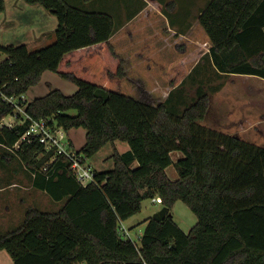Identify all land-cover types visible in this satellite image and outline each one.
<instances>
[{"label": "trees", "instance_id": "16d2710c", "mask_svg": "<svg viewBox=\"0 0 264 264\" xmlns=\"http://www.w3.org/2000/svg\"><path fill=\"white\" fill-rule=\"evenodd\" d=\"M26 1L57 16L56 40L33 50L0 43V146L16 154L0 157L17 156L36 188L65 202L57 211L30 207L21 226L0 235V251L14 264H264V143L205 123L212 101L202 80L194 101L185 103L181 93L193 70L189 75L181 59L166 70L171 87L182 84L181 97L173 89L159 102L122 92L126 60L111 42L119 29L111 14L66 0ZM197 19L210 41L209 68L264 78V0H210ZM45 71L74 82L77 91L49 84L47 94L28 101L25 94ZM9 115L14 125L4 123ZM26 115L67 132L84 128L78 153L88 161L117 140L130 148L115 149L113 168L95 169L97 181L83 184L69 161L37 139H22ZM174 151L182 153L176 161ZM171 164L176 179L166 171ZM157 197L168 208L163 219L148 218L139 242L124 237L121 223ZM178 201L197 217L187 232L174 218Z\"/></svg>", "mask_w": 264, "mask_h": 264}, {"label": "rangeland", "instance_id": "374dc122", "mask_svg": "<svg viewBox=\"0 0 264 264\" xmlns=\"http://www.w3.org/2000/svg\"><path fill=\"white\" fill-rule=\"evenodd\" d=\"M66 1L70 5L79 7L83 10L102 11L111 14L118 26H121L120 24L124 21L125 16L136 12L144 3L143 0ZM159 1L162 4V14L159 13L156 17L160 18L165 16V18L171 22L172 26L175 24L179 25L181 31L178 29V32L174 35L172 29L170 30L163 27L162 34L160 35L169 38V42L158 39V41L155 42L153 49L139 48L137 47L138 45L132 44V47L126 49L125 53H120L128 58L126 60V62L128 61V64L130 63L131 66L132 64H135V68L133 69L128 65L129 74L128 78H126L123 83L122 92L139 98H148L150 101L155 102L164 100L169 93V89H167L169 85L166 70L176 61L181 59L185 62L188 69L193 70V74H191V77H188L181 93L184 97L185 103L190 104L194 101L193 99L196 98L197 89L200 85L199 81H193L192 77L198 75L202 76L203 74L206 75L207 73L208 76L210 75V78L202 81L204 85L201 88L205 91L208 89L215 93V95L211 102V107L214 113L211 112V115L208 116L205 123L208 125H213L216 122L217 124L223 123V125L227 127V124L231 123V120L236 119L229 115V111L232 109L233 112H237L239 117L244 113V115L241 116L244 118V125H242L239 118H237L239 124L236 123V126H238L237 129L242 130L247 136L246 129L251 127L250 122L252 120L254 122V120L258 119L255 117L256 109H258L257 114L261 110L260 100H264V83L259 79L251 78L250 81L254 82L253 85L256 83L260 84L258 89H261V92L258 89L253 92H245L243 94L244 98L239 99L238 102H233L234 99H232V97H227L229 94H223V97H220V94L216 93L218 92V88L216 89L215 86L220 80L217 75L220 72L211 67L209 68L208 63L206 62V49L208 48L209 41L206 42V33L197 19L200 10L205 8L210 0ZM154 20L155 18L152 22H149V24L147 23L148 27L145 31L148 32L147 35L154 34V27L159 26V24H155ZM57 25V16L41 4L29 3L26 0H4V9L0 10V43L3 45L26 44L31 50H33L51 44L56 40L55 30ZM186 25H189L192 28L188 32L183 31ZM42 34L44 35L42 36ZM180 34H185V37L188 35V37L178 39L177 37H182ZM174 40H178L177 43L183 44L184 49H178L179 47L177 48ZM148 41H152L151 38ZM147 43L148 42H146V44ZM4 58L5 54L0 52V60ZM227 79L229 78H226L225 82ZM236 80L238 79L234 78V81L228 84L227 82L229 81H227L225 87H227V89L233 88V86H236ZM237 82L241 84H239V87L246 86L242 83V80ZM245 83L247 84L249 82L246 81ZM49 84L53 88L61 89L66 94H73L76 90L73 88L76 87L74 82L60 77L53 71H46L40 84L36 85L34 89L26 93L25 98H27L28 101H31L37 96H42L50 90ZM153 84L156 87L159 86V88L153 90ZM197 84L199 85L197 86ZM180 92L181 89H178L177 94L173 91L172 95L174 97H176V95L181 97ZM227 99L232 101L229 102ZM247 101H249L248 104L259 101L258 103L260 105L255 107V104H252L254 107H251L250 109L246 107L240 109L239 106H244ZM185 103L183 102V105ZM71 112L75 113L74 110ZM217 112H221L220 115H223L221 120L218 119L219 114H217ZM4 123L6 125H14L16 123V118L13 115H9L4 119ZM242 126L244 128H242ZM233 128L234 127H232L231 130H235V128ZM259 129H264V125H261L260 123ZM234 134L240 136L237 130ZM82 135H84V128H80L77 132H73L75 138L74 142L76 144V146H73L77 149L82 147L85 142L86 135ZM248 135L250 136V134ZM120 144L122 145L123 143ZM3 151L16 155L13 149H7L0 146V156ZM112 152L113 149L111 144L104 146L89 160L90 165L98 170L112 168L113 161L110 158ZM173 158L175 160L178 157L176 158V156L173 155ZM173 170L174 172L169 170L167 173L170 178L176 179L178 174L175 168H173ZM32 179L33 174L17 156L9 158L8 161L0 157V235L21 226L25 219V214L30 207L43 211H57L63 206L65 199H53L47 192L36 188L32 184ZM162 207V203L155 201L153 198L145 199L142 203L141 211L122 222V225L128 229L132 240L139 242V236L143 233L148 218L153 217V215ZM173 213L175 220L184 230H189L197 222L196 215L183 201L176 202L173 207ZM3 253L10 255L6 250H3ZM3 264L6 263L3 262Z\"/></svg>", "mask_w": 264, "mask_h": 264}, {"label": "crops", "instance_id": "0c3cea01", "mask_svg": "<svg viewBox=\"0 0 264 264\" xmlns=\"http://www.w3.org/2000/svg\"><path fill=\"white\" fill-rule=\"evenodd\" d=\"M143 2H144L143 5L136 12L125 16L124 21L122 22V24H120L121 26H119V29L111 37V42L115 46L116 51L118 53H121V52L125 53L126 49H129V48L132 47V44L138 45L137 47H139V48H152L153 49V47L155 45V42L158 41V39L159 40H164L166 42H169V38H167V37L165 38L164 36L160 35V34H162V28L163 27H166V28H168L170 30L172 29V31H174V35L178 32V29L180 27L179 25L175 24L174 26H172L171 22L167 18H165V16L164 17H160V18L156 17L157 14L161 13V8L156 6L151 0H143ZM154 18H155V20H154L155 24H159V26H155L154 27V32H155L154 34H148L147 35L148 32H145L147 27H148L147 23L149 24V22H152ZM191 23H192V21H191ZM190 29H192L191 26L186 25L184 27L183 31L184 32L185 31L188 32ZM184 32H182V33H184ZM185 34H180L182 37H177V38L178 39H182V38L185 37ZM43 35L44 34H42V36ZM136 36H140V37H136ZM187 37H188V35H186L185 38H187ZM150 38H151L152 41H148ZM174 41H175V43H177L178 40H174ZM208 41H209V38L207 36V41L206 42H208ZM146 42H148V43L146 44ZM208 43L210 45V41ZM169 45H170V43H169ZM209 45H208V48L206 49L207 53L209 51L208 50L209 49ZM123 57H124L125 60L128 59L126 56H123ZM208 63H211V62H208ZM128 65H130L131 69L135 68V64H132V66H131L130 63L128 64V61L126 62V64H125V69H126V72H127V77L126 78H128V74H129L128 73V71H129ZM191 71H192V69L191 70L189 69V72H188L189 75L192 73ZM45 72L42 75V80H43ZM217 76H219V79H220L218 81V83H217L220 87H219V89H217L218 92H216V93L220 94L219 95L220 97H223V94H229L227 97H232V99H234L233 102H236V101L238 102L239 99L244 98L243 94L245 92L246 93H248L249 91L253 92L254 90L258 89L260 84L256 83L255 85H253L254 82L250 81L251 78L259 79V80H261V82L264 83V78L263 77L258 76V75H253V74H224V73H219V75H217ZM215 77H216V75H215ZM209 78H210V75L208 76V74L206 73V75L203 74L202 76L201 75L194 76V77H192V80L193 81H200V80L204 81L205 79L208 80ZM226 78H229V79H227V81H229V82L226 81L227 84L233 82L234 78L238 79L235 82L236 86H233V88H231V89L230 88L227 89V87H225L227 85L226 82H225ZM241 80H242V83H244L246 85L245 87H243V86L239 87L240 83H238L237 81H241ZM246 81H248L249 83L246 84L245 83ZM184 84H186V83H184ZM168 85H169V82H168ZM198 85L199 84H197V86ZM181 86H182V84H179L176 87H171L169 85V87L167 89H169V92L173 89L172 91H175L176 94H177V90L181 89L180 88ZM34 87H32L30 90L34 89ZM73 88L76 89L75 90V92H76L77 89H78V86L76 85V87H73ZM158 88H159V86L156 87L154 85L153 90L158 89ZM258 90L261 92V89H258ZM206 91H208V93H210L211 101H212L215 93H213L212 91H209L208 89H206ZM48 92L44 93L43 95L47 94ZM37 97H39V96H37ZM227 100L229 102L232 101V100H229V99H227ZM248 102L249 101H247V103L244 106H239L240 109H243V107H246V108L250 109L251 107H254L252 104H255V107H258V105H260L258 103L259 101L255 102V103H250V104H248ZM260 102H261V110L259 111L258 114H257L258 109H256V111H255L256 112L255 113V117H257L258 119L254 120V122H253V120L251 122L249 121L251 127L249 129H246L247 136L242 132V130L237 129L238 126H236V123L239 124L237 118H239L240 123L242 125H244V118L241 117L242 115H244V113H242V115L239 117V115H237V112H233L232 109L229 111V115H230V117L232 116L233 118H236V119L231 120L230 121L231 123L227 124V127H225L223 125V123L217 124V122L215 124H213V126L215 125L218 129H220V130H222V131H224V132H226L228 134H234L235 131L237 130V132L239 133V135L241 136L242 139H244L246 141H249V142H252V143H255V144H263L264 143V129H259V125H260V123H261V125L262 124L264 125V104H263L264 100H262V101L260 100ZM211 112L214 113V111L212 110V107H211ZM211 112H210V115H211ZM220 113L221 112H219V113L217 112V114H219V117H218L219 120H221V118L223 116V115L221 116ZM230 117H227V118H230ZM235 120H237V121H235ZM232 127H234L235 130H231ZM242 128H244V127L242 126ZM79 129L80 128L71 129L70 131H68V135H69L70 139L73 141V144L75 146H76V144L74 142L75 138L73 136V132H77ZM248 134H250V136ZM85 135H86V130L84 129V135H82V136H85ZM85 140H86V138H85ZM84 143H83V145H84ZM120 143H123V144L121 145ZM111 146H112L113 152H114L115 149H117L120 152H125V151H127L130 148L129 145L126 142L119 141V140L115 141V143L111 144ZM113 152H112V154H113ZM173 155H175L176 158L178 157L177 159L182 157V153L180 151L172 152V158H173ZM177 159L174 160V158H173L174 161H176ZM113 165H114V162H113ZM173 168H175V166H174V164H171L170 166H168L166 168V171L168 172L170 170V171L174 172ZM109 169H111V168H109ZM103 170H105V169H103ZM176 172H177V170H176ZM177 174H178V172H177ZM174 218H175V216H174ZM185 231L187 232L189 230H185ZM3 262H5L6 264H14V261H13L12 257H10V255H7L6 253H3V250H1L0 251V264H3Z\"/></svg>", "mask_w": 264, "mask_h": 264}, {"label": "built area", "instance_id": "2783aa9c", "mask_svg": "<svg viewBox=\"0 0 264 264\" xmlns=\"http://www.w3.org/2000/svg\"><path fill=\"white\" fill-rule=\"evenodd\" d=\"M16 106L19 111L24 112L20 105L16 104ZM26 117L30 118L31 121L22 139H37L43 143L47 151L53 150L55 156L60 155L69 161L70 170L81 183L87 184L97 181L95 169L84 155L78 153V149L73 146L72 140L64 128L49 124V120L45 118L34 119L29 115ZM44 169L46 170L47 166ZM155 201L162 202L160 197L155 198ZM120 229L124 237L132 239L128 229L122 223Z\"/></svg>", "mask_w": 264, "mask_h": 264}, {"label": "water", "instance_id": "95a60500", "mask_svg": "<svg viewBox=\"0 0 264 264\" xmlns=\"http://www.w3.org/2000/svg\"><path fill=\"white\" fill-rule=\"evenodd\" d=\"M167 211H168V208L164 206L153 215V218L160 221L163 219Z\"/></svg>", "mask_w": 264, "mask_h": 264}]
</instances>
